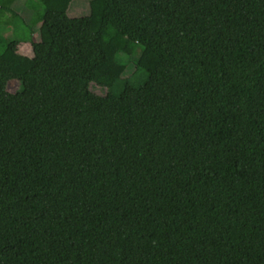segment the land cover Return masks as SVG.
Segmentation results:
<instances>
[{"label": "trees", "instance_id": "trees-1", "mask_svg": "<svg viewBox=\"0 0 264 264\" xmlns=\"http://www.w3.org/2000/svg\"><path fill=\"white\" fill-rule=\"evenodd\" d=\"M37 1L0 0V264H264V0Z\"/></svg>", "mask_w": 264, "mask_h": 264}, {"label": "rangeland", "instance_id": "rangeland-1", "mask_svg": "<svg viewBox=\"0 0 264 264\" xmlns=\"http://www.w3.org/2000/svg\"><path fill=\"white\" fill-rule=\"evenodd\" d=\"M18 1H19L20 5H21V3L25 2V0H18ZM26 1H29L28 4L27 5L25 3H23V4H25L27 7L29 6L31 8H34V6H36L37 12H39V11L43 12L44 11V6L40 2H38L37 0H26ZM21 6H20V8H22ZM67 13L70 17H81V16L89 15L91 13L89 0H76L75 2L72 3V5L70 6ZM14 49L17 52H19L23 55H26V56H31L33 53L32 46L28 42L14 44ZM17 87H18L17 81L13 80L9 83L8 89H9V91L14 92L17 89ZM130 98H131L130 103L151 104V98L150 97L149 98H147V97L140 98V97H136V95H132ZM126 102H128V101H126Z\"/></svg>", "mask_w": 264, "mask_h": 264}]
</instances>
